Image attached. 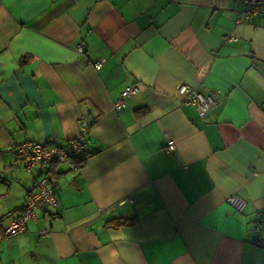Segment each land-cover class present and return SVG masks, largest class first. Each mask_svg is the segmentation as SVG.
I'll return each instance as SVG.
<instances>
[{"label":"crops","instance_id":"1","mask_svg":"<svg viewBox=\"0 0 264 264\" xmlns=\"http://www.w3.org/2000/svg\"><path fill=\"white\" fill-rule=\"evenodd\" d=\"M242 7L0 0V264H264V16L238 23ZM183 84L219 92L204 118ZM25 140H80L84 160L26 170ZM43 176L57 207L5 239Z\"/></svg>","mask_w":264,"mask_h":264},{"label":"built area","instance_id":"2","mask_svg":"<svg viewBox=\"0 0 264 264\" xmlns=\"http://www.w3.org/2000/svg\"><path fill=\"white\" fill-rule=\"evenodd\" d=\"M242 2L243 7L238 11L236 22H249L258 16H264V0H235ZM233 38H229V41ZM78 53H83L82 44L76 47ZM95 70L101 68V61L93 64ZM136 92V87L123 90L120 98L113 104L114 110H119L125 104V99ZM183 102L193 106L199 118H204L212 109L219 98V92H203L188 85H180L177 89ZM176 148L174 140L168 139L163 151L173 153ZM84 145L80 140H69L65 146L57 145L52 142H37L25 140L16 146V154L19 162L26 170L32 168H40L53 163H67L70 170L79 167L77 159L82 155ZM227 203L236 211H243L245 207L244 201L236 196L231 195L227 198ZM58 205L57 197L54 194L53 184L48 176H43L34 181L33 190L28 192L25 200L17 213L12 217L4 218L1 223L2 233L5 239L22 233L26 229L28 220L35 217L37 209L44 210L46 208L55 209ZM255 243L264 248V240L255 239Z\"/></svg>","mask_w":264,"mask_h":264},{"label":"trees","instance_id":"3","mask_svg":"<svg viewBox=\"0 0 264 264\" xmlns=\"http://www.w3.org/2000/svg\"><path fill=\"white\" fill-rule=\"evenodd\" d=\"M84 152L82 155L77 159V164L81 165L84 160ZM54 164V163H53ZM135 221V218H112L106 221L108 226L117 227L120 225H130Z\"/></svg>","mask_w":264,"mask_h":264}]
</instances>
